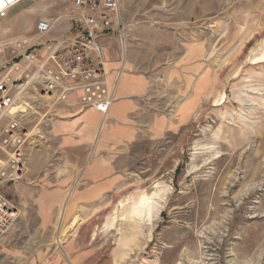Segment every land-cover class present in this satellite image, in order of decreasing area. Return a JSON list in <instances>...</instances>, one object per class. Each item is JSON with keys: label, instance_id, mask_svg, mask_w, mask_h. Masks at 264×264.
I'll return each instance as SVG.
<instances>
[{"label": "rangeland", "instance_id": "1", "mask_svg": "<svg viewBox=\"0 0 264 264\" xmlns=\"http://www.w3.org/2000/svg\"><path fill=\"white\" fill-rule=\"evenodd\" d=\"M40 1L26 13L61 8ZM3 23L0 42L24 34L4 35ZM201 24L209 72L199 93L174 99L187 108L184 126L139 154L134 182L101 210L60 223L50 241L35 230L15 239L0 264H34L10 252L18 248L44 254L37 264H264V0H226ZM28 131L26 158L39 148L37 130ZM153 192L161 195L151 215L133 217Z\"/></svg>", "mask_w": 264, "mask_h": 264}, {"label": "crops", "instance_id": "2", "mask_svg": "<svg viewBox=\"0 0 264 264\" xmlns=\"http://www.w3.org/2000/svg\"><path fill=\"white\" fill-rule=\"evenodd\" d=\"M34 1L18 5L1 24L9 29L4 35L14 31L24 34L2 41L22 38L34 32L38 19L64 10L62 0H54L50 9L61 5L54 13H26L37 6ZM225 1L120 0L124 46L121 48L114 37L100 39L106 46L104 59L115 95L105 116L92 108L82 109L80 91L70 93L65 103L50 109L36 84L14 99L9 113L0 115V129L11 118L26 127L35 125L39 148L26 159L20 184L0 187L19 213L15 233L0 238V253L34 230L37 240L50 241L60 223L70 226L77 217L89 218L134 182L139 154L154 149L170 132L184 126L187 108L175 104L174 99L201 91L209 72L210 43L209 31L201 20L214 17ZM25 20L31 21V31L26 32ZM67 29L61 23L44 42L59 39ZM36 50L37 62H43L47 52L39 46ZM49 64L53 65L52 61ZM119 68L122 72L117 80ZM24 69L32 72L34 67L26 65ZM20 250L10 252L34 259V264L44 255Z\"/></svg>", "mask_w": 264, "mask_h": 264}, {"label": "built area", "instance_id": "3", "mask_svg": "<svg viewBox=\"0 0 264 264\" xmlns=\"http://www.w3.org/2000/svg\"><path fill=\"white\" fill-rule=\"evenodd\" d=\"M25 1L0 0V21ZM62 2L64 10L38 19L31 37L0 42V115L9 113L14 99L33 84L41 87L40 98L49 109L65 103L67 96L76 91L81 93L78 103L82 109L92 108L105 116L111 108L114 87L108 80L106 46L100 39L114 37L121 48L124 46L119 26L120 0ZM61 23L66 24L67 31L53 42H44ZM37 46L47 52L43 62H37ZM26 65L34 70L26 71ZM121 72L119 68L117 80ZM29 140L28 127L19 119L11 118L0 129V187L23 181L25 145ZM18 216L16 207L0 192V238L11 231Z\"/></svg>", "mask_w": 264, "mask_h": 264}, {"label": "bare ground", "instance_id": "4", "mask_svg": "<svg viewBox=\"0 0 264 264\" xmlns=\"http://www.w3.org/2000/svg\"><path fill=\"white\" fill-rule=\"evenodd\" d=\"M24 37L25 36H22V38H24ZM19 39H21V38H19ZM259 59L260 58H257L255 62H257V60H259ZM160 191H161V189H160ZM157 193H159V192H157ZM152 194H154V192ZM158 195H161V193L158 194ZM158 195L154 194V195L151 196V194H150V196H142V197L140 196L141 198L139 199V201H137L133 205V207H132V209L130 211V214L133 217H136L138 220H141V221L144 220L147 216L151 215V213H152L151 211L153 209V206L156 203L155 199H157ZM62 217H63V211L60 214V221L62 220Z\"/></svg>", "mask_w": 264, "mask_h": 264}]
</instances>
